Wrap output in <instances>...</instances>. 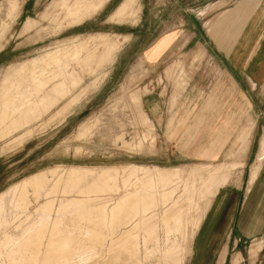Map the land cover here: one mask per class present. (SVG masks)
<instances>
[{
    "label": "rangeland",
    "instance_id": "rangeland-1",
    "mask_svg": "<svg viewBox=\"0 0 264 264\" xmlns=\"http://www.w3.org/2000/svg\"><path fill=\"white\" fill-rule=\"evenodd\" d=\"M120 1L0 0V264L192 263L229 168L197 163H230L242 122L201 26L224 8ZM181 19L191 42L150 72L144 50Z\"/></svg>",
    "mask_w": 264,
    "mask_h": 264
},
{
    "label": "crops",
    "instance_id": "crops-1",
    "mask_svg": "<svg viewBox=\"0 0 264 264\" xmlns=\"http://www.w3.org/2000/svg\"><path fill=\"white\" fill-rule=\"evenodd\" d=\"M215 5L224 8L221 18L203 20L201 25L209 39L207 54L235 89L238 121H251V125L240 123L238 142L227 152L230 163H197L229 168L224 169L227 182L216 191L194 236L191 264H264V124L259 123L264 119V111L256 108V103L264 100V0H215L206 9L192 6L186 12L198 11L200 15ZM186 28L185 20L181 19L177 28L163 30L151 40L143 52L150 72L156 70L174 47L184 49L191 42ZM190 55V60L195 62L203 56V51L197 49ZM174 63L161 73L159 84H164L165 75L174 69L171 68ZM150 82L151 85H136L135 89L141 110L155 131L162 118L160 115L153 120L150 113L157 104L148 99L143 103V98L154 91V82ZM175 97L172 95V101ZM250 156L252 160L247 165ZM243 247H247L246 258L242 255Z\"/></svg>",
    "mask_w": 264,
    "mask_h": 264
}]
</instances>
